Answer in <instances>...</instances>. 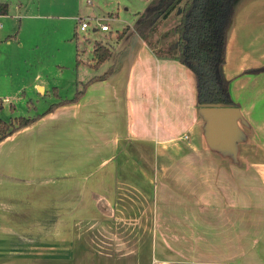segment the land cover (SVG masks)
<instances>
[{
  "label": "crops",
  "instance_id": "crops-1",
  "mask_svg": "<svg viewBox=\"0 0 264 264\" xmlns=\"http://www.w3.org/2000/svg\"><path fill=\"white\" fill-rule=\"evenodd\" d=\"M107 44L98 66L92 45L72 93L35 83L58 100L41 117L58 129L0 149V264L48 263L59 249L108 264L146 233L165 251L154 264H264V68L252 70L264 65V0L235 4L223 65L233 105L199 106L193 70L158 56L133 24ZM193 215L223 219L222 241L191 243Z\"/></svg>",
  "mask_w": 264,
  "mask_h": 264
},
{
  "label": "rangeland",
  "instance_id": "rangeland-1",
  "mask_svg": "<svg viewBox=\"0 0 264 264\" xmlns=\"http://www.w3.org/2000/svg\"><path fill=\"white\" fill-rule=\"evenodd\" d=\"M150 0H0V6H8V12H2L0 21V117H35L36 125L25 128L14 140L0 143V149H6L19 144L27 133L40 134L41 138L47 135L46 131L58 129L57 120L42 118L51 106L54 110L58 100L50 99L35 86V83H44L47 92H52L54 85L62 96L72 93L74 82L84 79L89 74L92 58V45L97 40L103 43L114 41L119 30L132 25L139 11H143ZM30 14L40 16L26 17ZM76 15L72 19L67 15ZM90 26L86 30H79L77 17L91 18ZM180 18L179 8L176 7L170 16L163 18L155 38L167 41L176 39L172 28ZM109 23L110 30H94L96 22ZM77 31V36L75 32ZM171 33V34H169ZM175 46V42L173 44ZM78 52L81 61L77 62ZM108 63V62H107ZM107 63L104 64L107 65ZM40 77L33 80L35 75ZM49 112V111H48ZM40 120V121H39ZM33 122V121H32ZM30 122V123H32ZM3 145V148L1 147ZM3 151V150H2ZM1 151V152H2ZM82 158L85 154L82 150ZM52 155H49L51 158ZM0 154V160H1ZM82 170V175L89 173ZM54 208L50 207V212ZM89 215V213H87ZM54 215V211L51 212ZM87 222L88 218H81ZM193 215L188 230L191 243L213 245L222 241L218 230L223 226V219L216 218L208 221L207 217ZM213 220V219H212ZM147 237V238H146ZM169 240V237H166ZM161 238H158L160 241ZM148 234L143 235V245L131 255L121 260H110L108 264H154L155 259H161L164 249L155 250L151 245ZM189 244H191L188 241ZM159 245V244H158ZM70 251L59 249L48 252V263L43 264H89L90 260L82 259ZM170 257V255H167Z\"/></svg>",
  "mask_w": 264,
  "mask_h": 264
},
{
  "label": "trees",
  "instance_id": "trees-1",
  "mask_svg": "<svg viewBox=\"0 0 264 264\" xmlns=\"http://www.w3.org/2000/svg\"><path fill=\"white\" fill-rule=\"evenodd\" d=\"M236 1L150 0L146 8L137 13L133 23L134 29L158 56L177 58L193 70L199 106L234 103L229 81L223 73V65L228 30L235 13ZM176 7L180 12V18L172 28L176 39L167 41L155 38L163 18L170 16ZM93 52L96 57L94 66L100 65L112 54L110 45L102 41L94 43ZM262 68L264 65L252 70ZM83 91L84 88L77 89L74 98H78ZM52 108L51 106L45 112ZM33 120L35 117L23 115L11 119L0 117V141Z\"/></svg>",
  "mask_w": 264,
  "mask_h": 264
},
{
  "label": "built area",
  "instance_id": "built-area-1",
  "mask_svg": "<svg viewBox=\"0 0 264 264\" xmlns=\"http://www.w3.org/2000/svg\"><path fill=\"white\" fill-rule=\"evenodd\" d=\"M90 3L93 2V0H88ZM0 17H1V11H0ZM91 19H93L92 17L91 18H84L82 16H79L77 17V21H78V29L79 30H86L89 26H90V23H91ZM96 24L98 26L101 27V29L103 30H108L109 29V24L108 23H101L99 21L96 22ZM2 26V22L0 21V27Z\"/></svg>",
  "mask_w": 264,
  "mask_h": 264
},
{
  "label": "water",
  "instance_id": "water-1",
  "mask_svg": "<svg viewBox=\"0 0 264 264\" xmlns=\"http://www.w3.org/2000/svg\"><path fill=\"white\" fill-rule=\"evenodd\" d=\"M234 103L230 104L233 105ZM204 106H229V105H224V104H218V105H204Z\"/></svg>",
  "mask_w": 264,
  "mask_h": 264
}]
</instances>
